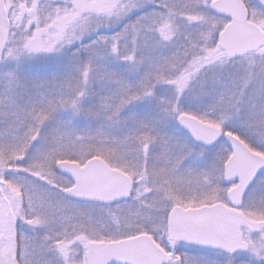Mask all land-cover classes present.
<instances>
[{
	"label": "snow or ice",
	"instance_id": "obj_1",
	"mask_svg": "<svg viewBox=\"0 0 264 264\" xmlns=\"http://www.w3.org/2000/svg\"><path fill=\"white\" fill-rule=\"evenodd\" d=\"M0 264H264V0H0Z\"/></svg>",
	"mask_w": 264,
	"mask_h": 264
}]
</instances>
